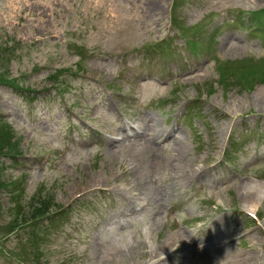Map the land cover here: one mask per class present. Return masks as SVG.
<instances>
[{
  "label": "rangeland",
  "instance_id": "1",
  "mask_svg": "<svg viewBox=\"0 0 264 264\" xmlns=\"http://www.w3.org/2000/svg\"><path fill=\"white\" fill-rule=\"evenodd\" d=\"M158 1L0 0V49H17L0 73L42 91L28 104L0 84V119L21 139L18 160L3 158L5 180L18 178L25 204L43 186L55 204H67L92 185L114 196L103 206L76 212L44 245L45 264H196L203 254L216 256L242 228L226 246L228 264H264V83L252 90L216 83L215 91H208V83L219 78L218 58H264L263 38L236 22L241 12L263 8L264 0H183L177 17L198 25L190 36L205 42L196 52L173 25L174 0H163L149 15ZM217 28L215 41L208 43ZM167 37L176 55L148 58L146 45ZM80 47L87 54L75 74ZM60 68L71 70L59 77L68 85L65 95L47 79ZM47 87L55 94L46 93ZM200 94L204 115L191 119L186 103ZM152 127L162 131L155 142ZM232 132L249 138L231 163L225 150ZM176 138L183 145L179 156ZM111 139L121 141L115 150ZM152 152L168 164L149 171ZM193 169L202 176L193 177ZM146 181L164 195L147 196ZM13 195L0 188L2 221L8 220ZM89 204L100 202L93 195ZM247 209L259 220H250ZM145 220L151 248L137 227ZM125 233L131 244L124 242ZM21 234L2 241L10 252L0 250V264H22L15 255L23 254L35 263ZM210 237L220 242L209 243Z\"/></svg>",
  "mask_w": 264,
  "mask_h": 264
},
{
  "label": "bare ground",
  "instance_id": "2",
  "mask_svg": "<svg viewBox=\"0 0 264 264\" xmlns=\"http://www.w3.org/2000/svg\"><path fill=\"white\" fill-rule=\"evenodd\" d=\"M163 4V0H159L158 1V4H157V7L156 6H152L151 7V10H148L147 12L149 13V15H155L156 13H157V10L159 9V7L161 6ZM237 47H235V48H233V49H231L230 51L232 52L231 54H233V53H235L236 51H237ZM152 129H153V131H154V142L156 141L155 139H156V137L157 136H159L160 134H162V131H160L158 128H156V127H152ZM152 136H153V134H152ZM149 138H150V136H148ZM150 140V139H149ZM175 143H176V148H177V154H178V156L181 154V151H182V148H181V143H179V139H175ZM117 146V145H116ZM183 146V145H182ZM114 147L115 146H112L111 148L114 150ZM120 153L122 152V150L121 151H119ZM149 161H150V158H148V163H149ZM165 163L166 165L168 164V162L167 161H163V158H161V156H159V154L157 153H155L154 152V155L152 156V162H151V165H150V167H149V169L150 168H155V167H157V166H159L161 163ZM192 173H193V177H198V176H201L199 173H198V170H195L194 171V169H193V171H192ZM147 182V184H146V186H145V190H146V195L147 196H149V197H151V198H153V199H159V198H161L163 195H164V193H163V195L162 196H160V195H158L153 189H152V186H151V184L148 182V181H146ZM208 242L209 243H212V244H215V243H219L220 241H219V239H217V238H214V237H210V238H208ZM193 242H191L190 244H192ZM230 249L231 248H229V247H224L223 249H222V246H219V248H218V250H217V255L216 256H213V255H211V254H203L202 256H201V258H200V260L199 261H201V262H198V263H196V264H228V262H227V260L228 261H230L229 259H228V257H229V255H230ZM231 257L232 258H237L236 256H234V255H232L231 254ZM99 258H101V256L99 255ZM220 259H224L225 261L224 262H222V261H220V262H218ZM231 262V261H230Z\"/></svg>",
  "mask_w": 264,
  "mask_h": 264
},
{
  "label": "clouds",
  "instance_id": "3",
  "mask_svg": "<svg viewBox=\"0 0 264 264\" xmlns=\"http://www.w3.org/2000/svg\"><path fill=\"white\" fill-rule=\"evenodd\" d=\"M137 227L139 229L140 235L143 238L145 244L148 245L149 248H151L154 243V240H153V236L151 233L150 222L147 220H145L143 223L138 222ZM123 239H124V242H126L127 244H131L133 242V239L130 233L123 234Z\"/></svg>",
  "mask_w": 264,
  "mask_h": 264
},
{
  "label": "trees",
  "instance_id": "4",
  "mask_svg": "<svg viewBox=\"0 0 264 264\" xmlns=\"http://www.w3.org/2000/svg\"><path fill=\"white\" fill-rule=\"evenodd\" d=\"M12 147V145H10Z\"/></svg>",
  "mask_w": 264,
  "mask_h": 264
}]
</instances>
